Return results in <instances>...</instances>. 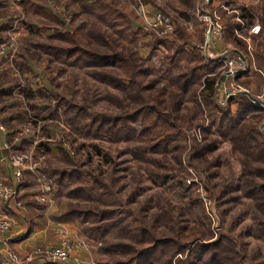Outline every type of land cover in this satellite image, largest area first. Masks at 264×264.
Returning a JSON list of instances; mask_svg holds the SVG:
<instances>
[{"label": "rangeland", "instance_id": "1", "mask_svg": "<svg viewBox=\"0 0 264 264\" xmlns=\"http://www.w3.org/2000/svg\"><path fill=\"white\" fill-rule=\"evenodd\" d=\"M171 1L0 0V69L17 76L18 95L33 92L37 107L34 129L16 135L21 146L13 151L44 154L51 182L41 186L26 171L23 183L36 191L33 196L47 197L38 200L46 208L99 213L85 227L88 233L84 229L101 243L96 264L128 261L142 248L143 231L166 240L157 264L193 232L198 239L189 251L203 250L196 253L205 258L199 264H264V191L247 187L253 181L264 186V111L240 120L236 136L224 131L217 115L239 99L261 101L264 84L224 82L223 65L204 53L202 0L180 2L182 9L189 5L185 12ZM147 4L168 18L170 33L151 25ZM107 7L132 11L133 44L117 34L114 20L104 15ZM79 37L90 55L122 54L145 70L149 90L127 80L110 59L78 62L70 48ZM179 50L183 59L172 63ZM187 76L196 80L188 91ZM226 89L236 95L228 98ZM142 104L132 131L121 120ZM170 124L175 129L169 131ZM187 253L172 264L187 262Z\"/></svg>", "mask_w": 264, "mask_h": 264}, {"label": "crops", "instance_id": "2", "mask_svg": "<svg viewBox=\"0 0 264 264\" xmlns=\"http://www.w3.org/2000/svg\"><path fill=\"white\" fill-rule=\"evenodd\" d=\"M182 1L184 0L171 1L179 12H185L189 8L188 5L182 9L180 5ZM192 1L186 0L188 4H192ZM202 4L218 15L224 29L223 37L210 43V51L218 56L243 61L247 65L246 70H240L235 75H228L225 71L224 82L249 80L252 84L256 81L264 84V0H202ZM146 9L150 20L159 12L158 6L147 4ZM4 23L0 21V30L3 29ZM241 23L244 25V34L248 40L237 38L233 33ZM198 24H202V21L199 20ZM1 36L0 31V39ZM9 77L14 79L10 80ZM16 77L12 71L6 72L0 69V145L2 146L0 181L19 190L17 200H0V216L7 217L12 222L9 231L0 232V256L7 254L8 251L15 252L21 258L18 264H96L98 243L93 235L88 236L84 233L85 227L89 224L63 221L62 212L43 206L38 201V196H33L36 191L29 190L31 187L23 181L18 182L11 169V153L13 150H19L21 146V140L18 141L16 135L21 127L28 125L35 127L37 108L32 99L33 92L31 97L29 94H25L27 97L17 94ZM260 99L261 101L252 97L251 101L255 106L249 104V107L263 110L264 99L263 97ZM245 106L239 99L235 101L231 109L236 112ZM260 126L264 130V120ZM18 200L23 203V207L16 205ZM85 232H87L86 229ZM65 238L82 243L80 247L70 252L67 261L53 263L36 256L37 250L57 247ZM28 258L31 259L30 262L27 261Z\"/></svg>", "mask_w": 264, "mask_h": 264}, {"label": "trees", "instance_id": "3", "mask_svg": "<svg viewBox=\"0 0 264 264\" xmlns=\"http://www.w3.org/2000/svg\"><path fill=\"white\" fill-rule=\"evenodd\" d=\"M104 15L108 16L107 18L114 20V24L116 25V32L120 37L126 40L129 44H133L136 41L137 34L133 32L132 26L130 23V18L132 17V11L125 9V8L123 9V8L107 7L106 10L104 11ZM73 41L76 42L77 44L80 43L77 47L70 48L73 52L72 55H77L76 60H78V62L83 63L85 65L89 63L90 60L95 61L96 59V61H98V60H105V59L109 60L110 59L111 61H113V64L117 66L116 67L117 72L125 73L128 76L127 80L135 84L136 83L141 84L144 86L146 90H149L148 88L150 87L149 86L150 84L148 83V81H146V71L141 68H138V69L135 68V65L131 63L130 60L124 59L122 54L121 55L113 54L109 56L97 54V55L92 56L89 54V52L85 51V46L82 44L84 41L83 39H81V37H79L76 40H72V42ZM161 41L162 40L155 41L153 44L155 46L156 45L158 46ZM174 55L175 56L171 58L172 63L177 58L183 59L185 53L182 50H179V51H176V54L174 53ZM192 56L195 57L196 55H192ZM194 70H196V68L192 69L190 74ZM183 71L181 72V75H183L182 74ZM195 82H196L195 78L191 79L189 78V76H187L184 82V85H183L185 88L183 89L188 91L189 87L195 84ZM213 84H214L213 80H210V81L208 80L206 82V85L210 91H212L213 89ZM241 101L244 102V106L245 105L247 106H245V108L239 111H236L235 113L234 111H232L231 107L224 109V111L217 109V115H219L218 120L222 124H224V131H226V133L232 134V136L237 135L236 130H238L237 126L240 120H242L241 124H243L247 120H253V119L255 120L261 117L258 115L261 113V109L259 108L251 109V107H249V104L251 106L252 105L255 106L250 98L247 100L242 99ZM143 107H146V106H143L142 104V106L139 107L138 109L135 108V110L131 112L130 114L126 115L124 119L121 120V122L123 121L124 125L127 127L129 125V127L133 131L134 129L131 127V125L138 119V117L141 114V111L144 109ZM76 110L78 111L77 108ZM174 127H175L174 124H170L169 131L171 129H175ZM164 137H165V133L163 134V136H160L159 138H157L156 144H159ZM251 182L252 181H250V183ZM247 187H249L251 189L250 191L252 192H254V190L264 191V186H262L261 184L255 181H253V183L249 184V186ZM98 219H100L99 213L89 208H81V207L77 208V207L70 206L68 210L62 214V220L65 222L73 221V222H79L81 224H90V223H93L94 221H97ZM141 236H142L141 238L142 248H140L139 251H137V253L135 254L136 256L134 255L133 257H130L128 261L118 262L117 264H157V261H156L157 252L163 245L167 244L166 240H156L149 231H143ZM196 237L198 236H196L194 232L188 233L186 237H183L185 242H182L183 243L181 244L182 246H179L178 249L175 251V253L171 254L169 258H167V261L165 264H172L173 258L176 255H178L179 253L184 254L187 251H188V253L186 254L187 262H183L181 259H179L178 262L180 264H199V261H203V260L205 261V258L203 259V257H201L202 255H197L199 253L198 251H200V254H202L201 252H203V250H201L200 248L193 251V249L196 247L195 246L190 250L191 252L189 251L192 245L196 243L198 239ZM129 249H132V248L129 247ZM109 250H110L109 248L106 249L107 252H109ZM135 251L136 250H134L133 252L135 253ZM224 264L226 263L224 262Z\"/></svg>", "mask_w": 264, "mask_h": 264}, {"label": "built area", "instance_id": "4", "mask_svg": "<svg viewBox=\"0 0 264 264\" xmlns=\"http://www.w3.org/2000/svg\"><path fill=\"white\" fill-rule=\"evenodd\" d=\"M206 5H202L199 7L198 10L201 11L200 19L205 23V54L206 56L215 62L220 63L223 65V68L227 72L228 75H235L238 71H244L247 69V65L243 61H238L228 57H222L215 55L213 52L210 51V43L213 40H219L223 37L224 29L222 24L220 23L219 17L217 14L210 12L206 9ZM151 25L155 28H161L162 34H167L172 31L171 24L168 21V18H165L161 14L157 13ZM244 25L241 23L239 24L233 31L234 35L237 38H241L244 40H248L246 35L244 34ZM4 55V48H0V60ZM239 86V85H238ZM236 87V86H234ZM239 93L242 89H236ZM229 90H225L224 94L228 98L232 95L236 94H227ZM235 93V91H234ZM237 93V94H239ZM264 110V104L262 105ZM32 125H28L23 128V132H19V136L21 137L24 134H28L32 130ZM2 150V146L0 145V152ZM46 156L42 153L35 154L33 150L26 151V152H19L13 151L10 156V166L13 170L15 177L18 182H22L25 176L26 171H30L36 178V180L40 183L41 186H44L46 183H50L46 173L43 170V164L45 162ZM47 187V186H46ZM19 197V190L16 187H9L3 181H0V200L9 201V200H17ZM39 201L46 203L48 199L45 195H41L37 197ZM16 205L18 207H23V203L21 201H16ZM12 222L7 217L0 216V232H7L10 230ZM81 242L77 240H71L70 238H65L62 243L54 248L49 249H39L36 252V256L45 259L46 261L53 262V263H63L67 261L70 256V252L77 247L81 246ZM101 243L97 244L99 247ZM7 254L0 256L1 264H18L21 261L20 256L12 251L6 252ZM30 258L27 261L30 262Z\"/></svg>", "mask_w": 264, "mask_h": 264}]
</instances>
